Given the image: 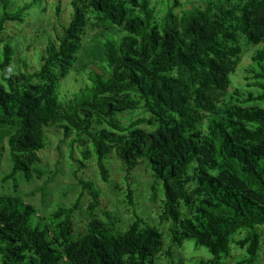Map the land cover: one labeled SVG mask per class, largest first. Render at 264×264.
Instances as JSON below:
<instances>
[{"label": "trees", "instance_id": "trees-1", "mask_svg": "<svg viewBox=\"0 0 264 264\" xmlns=\"http://www.w3.org/2000/svg\"><path fill=\"white\" fill-rule=\"evenodd\" d=\"M38 1L9 13L11 0H0L5 10L0 31L7 22L24 23ZM73 6L64 37L57 44L50 41L41 69L24 82L13 84L10 78L16 71L14 47L5 44L0 53V140L10 131L11 177L42 179L37 154L48 145L49 128L61 130L65 138L75 134L84 146L86 137L104 181L111 178L109 154L123 161L132 203L133 171L140 161L149 164L163 185L161 219L170 222L173 244L182 247L192 240L209 250L208 264H222L234 237L249 231L236 245L247 252L242 264H258L256 230L264 227V109L250 104L264 101V49L252 70V87L261 93L239 91L231 108L220 107L219 97L229 89L244 54L241 40L245 47L264 43V0H208L204 9L181 17L169 12L160 34L150 0H74ZM107 23L124 32L121 41L107 45L110 78L98 76L85 99L79 98L84 89L61 100V81L79 61L90 28ZM118 107L148 111L158 122L152 132L143 128L150 124L146 114L122 124L116 119ZM95 122L106 128L94 130ZM83 156L89 161L91 150L85 147ZM80 185L76 202L52 214V238L34 224L31 206L0 196V264H63L64 259L70 264H155L161 233L138 215L121 233L113 214L100 210V191L92 183L80 180ZM86 192L89 220L76 234L74 215Z\"/></svg>", "mask_w": 264, "mask_h": 264}, {"label": "rangeland", "instance_id": "rangeland-1", "mask_svg": "<svg viewBox=\"0 0 264 264\" xmlns=\"http://www.w3.org/2000/svg\"><path fill=\"white\" fill-rule=\"evenodd\" d=\"M35 0H11L8 7L9 13H18L20 7L33 3ZM74 0H39L25 15L24 23L7 22L0 31V53L5 44L14 47V65L16 71L10 76L13 84L24 82L29 73L41 69L46 58V52L50 41L58 43V37H64V28L69 26L74 18ZM208 0H150L154 10L156 33L160 34L166 15L181 17L183 12H191L194 9H204ZM61 7L62 14L57 15V8ZM5 10L0 4V26L3 23ZM108 24V23H107ZM101 29L90 28L80 53L79 61L69 75L61 81L59 94L61 100H66L84 91L85 99L90 96L91 88L98 76L103 79L110 78L107 67V45L115 41H121L124 32L114 25H101ZM161 36L157 41H160ZM244 47V54L235 72L230 76V87L225 94L219 97L222 108H231L237 104V93L241 91L246 95L258 96L261 90L252 87L255 83L254 70L255 57L259 50L264 49V43ZM250 106L264 109V101L254 102ZM122 109L118 107L117 110ZM149 125L143 128L152 132L153 125L158 119L148 111H136L130 113L120 110L116 119L122 124H129L132 120L145 116ZM207 131V122L204 123ZM106 126L95 122L94 130L105 129ZM10 131L3 134L0 146L3 152L0 154V196H7L21 200L25 205L34 209V224H39L47 230L48 237L53 236L52 214L58 207L73 205L83 191L80 180L94 184L100 191V210L111 212L115 218L121 233L129 231L136 220V215L143 218L162 235V245L155 256V264H208L212 255L207 248H197L192 240L184 242L183 246L173 244L170 222L161 219L162 205L164 201V189L161 182H156L149 164L143 160L133 171L130 182L133 190L134 201L131 202L129 183L126 180V167L115 152L109 154L106 159L107 168L111 172L108 182L104 181L96 165L97 158L92 143L88 138L84 146L81 139L75 134L65 138L61 130L49 128L47 130L48 145L45 150L37 154L39 169L43 172L42 179L35 176L27 180L18 174L11 177L13 164L10 160L8 136ZM87 147L92 152V157L86 161L83 150ZM85 163V167L80 162ZM52 180V181H50ZM50 181V182H49ZM91 197L86 192L82 199L79 211L74 215V231L80 234L88 223L87 207ZM257 234L261 239V250L258 264H264V227L257 228ZM249 231H243L236 235L230 242V256L223 258L222 264H242L246 257V249L236 245V242L245 238ZM63 264H70L64 259Z\"/></svg>", "mask_w": 264, "mask_h": 264}]
</instances>
